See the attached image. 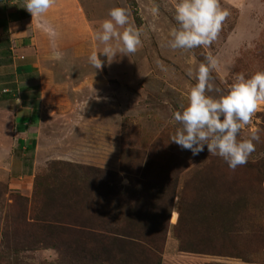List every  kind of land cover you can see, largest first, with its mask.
Instances as JSON below:
<instances>
[{
  "label": "rangeland",
  "instance_id": "1",
  "mask_svg": "<svg viewBox=\"0 0 264 264\" xmlns=\"http://www.w3.org/2000/svg\"><path fill=\"white\" fill-rule=\"evenodd\" d=\"M76 1L78 26L72 32L60 26L61 36L53 37L55 47L28 80L33 89L27 94L38 98L41 116L32 126L34 146L29 141L25 152L16 148L10 181L0 177V264H77L75 256L60 250V240L33 219L36 205L52 187L54 172L74 174V166L87 173L91 167L99 170L91 172L90 179H100V170L117 174V182L127 185L131 176L122 170L124 150V166L135 178L152 158L155 166L147 178L155 183L189 166L179 177L161 264H264V245L248 242L255 233L264 235V108L238 135V140L247 139L253 129L259 130L246 168L233 171L222 158L210 155L207 146L193 156L170 140L179 127L172 114L187 106L188 91L196 83L187 75L189 67L195 71L206 63L207 54L215 56L219 69L212 77L221 92L238 73L250 78L264 71V0H220L230 15L216 41L193 50H173L168 44L171 30L178 27L177 0ZM114 7L127 10L130 22L142 31V46L129 57L118 55L111 64L105 62L102 70L94 69L88 57L103 47L94 34ZM57 52L64 53L63 59H57ZM14 76L13 67L3 68L0 86L12 90ZM249 165L258 166L260 176ZM223 176L242 183L243 208L235 203V195L221 199ZM181 206L192 220L178 218ZM199 227L203 236H212L207 243L195 237L194 228Z\"/></svg>",
  "mask_w": 264,
  "mask_h": 264
},
{
  "label": "trees",
  "instance_id": "2",
  "mask_svg": "<svg viewBox=\"0 0 264 264\" xmlns=\"http://www.w3.org/2000/svg\"><path fill=\"white\" fill-rule=\"evenodd\" d=\"M30 120L35 125L38 116L32 115ZM124 154L125 150L121 155L122 170L131 176L127 185L122 186L117 182V174L100 170L103 173L98 176L100 179H90L93 176L91 172L99 170L91 167V172L87 173L84 168L74 166V171L77 172L74 174L66 173L65 170L54 172L51 176L55 179L52 187L46 191L41 204L36 205L37 211L33 219L41 222L47 233L60 240V250L63 251L64 248L66 252L63 253L67 257L75 256L77 264L162 262L179 177L189 166H180L173 170L170 178L162 183H155L147 178L155 166V162L151 163V157L147 158L146 170L144 169L140 178H135V173L124 166ZM240 168L246 167H238V170ZM247 168L260 176L258 166L249 165ZM166 169L170 171L172 168ZM107 175L109 179L104 177ZM167 175L170 176L168 173ZM220 183L224 189L221 199H230L235 195L238 197L235 203L240 202L243 208L246 198L241 195L242 183L227 181L224 176ZM17 197L28 201L23 196ZM177 215L180 220H184L185 216L193 219L183 206ZM194 230L198 241L207 243L206 240L212 239V236H203L200 227ZM251 237L249 243L264 245V235L255 233ZM69 251H72L71 254Z\"/></svg>",
  "mask_w": 264,
  "mask_h": 264
},
{
  "label": "clouds",
  "instance_id": "3",
  "mask_svg": "<svg viewBox=\"0 0 264 264\" xmlns=\"http://www.w3.org/2000/svg\"><path fill=\"white\" fill-rule=\"evenodd\" d=\"M56 2L25 0L24 8L35 19L43 17ZM174 13L178 27L171 30L168 42L173 50L210 47L230 15L228 10L222 9L220 0H177ZM108 16L94 34V39L103 47L92 51L88 57L89 64L98 70H102L105 62L111 64L118 55L129 57L142 46V31L130 22L125 8H111ZM49 33L53 37L56 35L53 29H49ZM55 55L57 59L64 57L62 52ZM101 56L106 60H102ZM205 61L195 71L191 67L187 69V75L196 83L188 91L187 106H181L182 110L172 114L179 127L170 140L191 151L193 156L199 155L207 146L210 155L219 156L235 171L248 163L249 156L255 151L253 141L260 138L258 129H253L247 139L238 140V135L253 123V116L264 108V71H257L250 78L238 73L226 92H221L212 77V72L219 69L218 59L207 54ZM213 91L219 95L208 94ZM173 215L175 213L171 212V218Z\"/></svg>",
  "mask_w": 264,
  "mask_h": 264
},
{
  "label": "crops",
  "instance_id": "4",
  "mask_svg": "<svg viewBox=\"0 0 264 264\" xmlns=\"http://www.w3.org/2000/svg\"><path fill=\"white\" fill-rule=\"evenodd\" d=\"M24 5L25 0H0V73L11 66L15 74L12 90L5 93L7 88L0 86V177L5 182L10 181L15 149L25 152L29 149V141L32 145L36 141L32 126H37L41 115L38 98L27 94L33 89V83L28 80L43 63L49 49L55 47L49 29L60 35L63 24L62 29L72 32L78 26L79 17L76 0H57L43 17L35 19ZM20 90L26 92L21 94ZM32 115L38 116L35 125L30 120Z\"/></svg>",
  "mask_w": 264,
  "mask_h": 264
},
{
  "label": "built area",
  "instance_id": "5",
  "mask_svg": "<svg viewBox=\"0 0 264 264\" xmlns=\"http://www.w3.org/2000/svg\"><path fill=\"white\" fill-rule=\"evenodd\" d=\"M21 58H23V57H21ZM4 92L7 93V92H9V90L8 89H5Z\"/></svg>",
  "mask_w": 264,
  "mask_h": 264
}]
</instances>
